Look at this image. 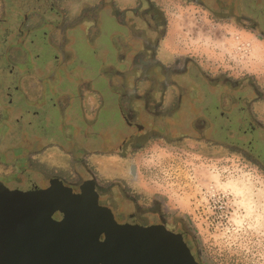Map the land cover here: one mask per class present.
<instances>
[{
    "label": "rangeland",
    "instance_id": "1",
    "mask_svg": "<svg viewBox=\"0 0 264 264\" xmlns=\"http://www.w3.org/2000/svg\"><path fill=\"white\" fill-rule=\"evenodd\" d=\"M104 2L109 4V0L66 2V21L52 11L29 9L24 13L27 21L31 24L38 19L31 25L21 21L10 24L11 18L4 22L0 12V165L5 162V147L23 144V150L40 152L36 162L65 167L70 160L61 149L68 150L75 126L83 131L82 120L113 114L116 107L110 105L116 100L124 102L125 111L143 103L162 133L166 130L163 117L175 121L180 116L177 130L189 136L177 144L151 140L126 161L115 156L94 157L95 166L104 176L123 174L131 187L161 200L165 209L187 222L205 264H264V152L257 149L260 133L244 123L239 130L249 131L250 137L245 133L226 137L240 110L234 107L229 113L218 112L216 94L220 91L212 90L201 76V72L224 74L243 85L251 82L264 93V41L244 28L210 23L200 9L179 1L167 9L169 20L157 59L162 67L149 56L151 44L144 42L129 14L125 15L123 7L133 6L134 0H110L109 7ZM110 10L121 23L115 22ZM235 35L251 42L253 48L241 63L232 61L229 49L218 46L224 36L229 42ZM17 50L19 58L13 54ZM185 57L194 61L187 77L199 88V99L191 103L198 111L192 110L185 98L177 113L170 108L176 97L172 89L177 87L170 85L174 79L169 67H173L174 58ZM26 79L34 84L33 95L25 84L21 88ZM246 97L251 99L252 94ZM157 99L163 100L162 107L156 105ZM253 110L264 123V100ZM202 113L206 117L202 122L210 131L199 139L193 136L190 120ZM12 132L18 139L9 137ZM13 163L16 165L3 166L14 177L5 179L10 187L24 192L43 184V178L34 174L36 167L25 171L19 164L24 161L14 159ZM20 177L22 182L14 180Z\"/></svg>",
    "mask_w": 264,
    "mask_h": 264
},
{
    "label": "flooded vegetation",
    "instance_id": "2",
    "mask_svg": "<svg viewBox=\"0 0 264 264\" xmlns=\"http://www.w3.org/2000/svg\"><path fill=\"white\" fill-rule=\"evenodd\" d=\"M69 1L75 0H0V12L3 17L1 20L5 22L11 18L10 24L13 25L15 21L18 23L21 21L22 25L25 22L29 25L37 24V18L30 24V21H27V16L24 15L29 9H35L41 13L52 11V14L60 20L66 21L67 14L64 5ZM179 1L188 4L189 7L200 9L210 23L244 28L253 36L264 41V0H134L131 4L133 6L123 7L126 8L125 15L129 14V19L133 22L134 27L142 33L144 42L146 40L151 44L148 53L150 57L154 58L153 60H157L159 57L160 42L168 25L170 12L167 9L175 6L174 3ZM109 4L104 2V5L108 7ZM114 5L116 6V2ZM110 12V15L115 18V22L121 23L117 15H114L111 10ZM172 63V68L168 66L174 79L170 85L172 88L176 86L177 90L172 89L176 93V97L171 101L170 108H175L177 113H180V107L183 106L182 101L187 98L191 109L198 111L191 103L199 99V88L187 77L188 67H194V61L185 57L183 59L174 58ZM157 64L165 67L158 60ZM196 72L198 73L197 70ZM201 74L212 90L220 91L219 95L216 94L218 104L215 109L218 112L229 113L234 107H238L240 110V116L231 121L233 130H227L226 137H237L244 133L246 137H250L249 131L239 130L242 124L250 123L260 133L257 149L264 152L262 147L264 142H261V139H264V123L261 116L255 114L253 110L258 103L263 102L264 93H261L251 82L243 85L241 83L244 82L233 80L224 74L209 75L205 72H201ZM248 93L252 94L251 99L246 97ZM234 94L238 97H234ZM155 101L158 102L156 105L161 103V107L163 106L162 99ZM123 103L121 100H116L110 105L116 107L113 114L108 112L109 115H97L91 120H82L83 131L75 126V134L71 137L68 150L60 148L66 158L70 160L65 167L51 168L36 162L35 158L30 156V151L23 150L25 148L23 144L5 147V162L0 165V183L9 191H15L8 185V182H5L7 177H14L7 173L3 167L6 164V166L16 165L13 163L15 159L17 163L21 160L24 161L19 164L20 168L25 171L33 170L36 167L34 174L43 178L44 182L40 187H34L28 191L45 190L51 186L52 181L62 183L64 187L71 189L73 194H80L81 187L92 186L97 207L106 216H103L104 219L110 218L111 224L118 227L164 231L171 240L176 237L182 241L188 250L189 257L195 264H205L197 246L195 233L187 222L183 221L178 214L165 209L161 200L147 196L131 187L127 177L123 174L118 173L113 177L104 176L95 166L94 157L115 156L119 160L126 161L128 157L143 150L151 140L159 139L177 144L180 138L185 139L189 136V134H181L177 130L180 116L175 121L163 117L162 121L166 130L162 133L154 124L153 119H150L143 103L132 106L129 111L122 108ZM95 109L96 106L91 111ZM205 118L203 113L202 116L199 114L192 116L190 124L194 137L204 139L209 133L210 130H206V126L202 122ZM21 147L22 151L19 152ZM261 167L264 169V163ZM44 169L47 171L46 174L41 171ZM132 170H134V166L129 168V175L132 174ZM21 179L22 177L14 180L20 181ZM62 219L63 214L60 212H55L52 215L54 222H60ZM101 230H98V244L104 243L109 237L107 230ZM20 249V245L12 246L0 239V264H56L54 261L41 260L38 255L29 257V254H21Z\"/></svg>",
    "mask_w": 264,
    "mask_h": 264
},
{
    "label": "water",
    "instance_id": "3",
    "mask_svg": "<svg viewBox=\"0 0 264 264\" xmlns=\"http://www.w3.org/2000/svg\"><path fill=\"white\" fill-rule=\"evenodd\" d=\"M101 211L92 186L73 194L57 181L27 192L9 191L0 183V239L20 245L21 254L56 264H195L179 238L118 227ZM55 212L63 214L60 222L52 220ZM99 229L109 233L100 244Z\"/></svg>",
    "mask_w": 264,
    "mask_h": 264
},
{
    "label": "built area",
    "instance_id": "4",
    "mask_svg": "<svg viewBox=\"0 0 264 264\" xmlns=\"http://www.w3.org/2000/svg\"><path fill=\"white\" fill-rule=\"evenodd\" d=\"M224 37L221 39L219 49L227 51L229 49V56L233 62L241 63L250 56L253 49L251 42H247L237 35L232 37L229 42H226ZM257 38L259 39V37Z\"/></svg>",
    "mask_w": 264,
    "mask_h": 264
},
{
    "label": "crops",
    "instance_id": "5",
    "mask_svg": "<svg viewBox=\"0 0 264 264\" xmlns=\"http://www.w3.org/2000/svg\"><path fill=\"white\" fill-rule=\"evenodd\" d=\"M218 42H219V40L217 39V44H218ZM218 46H220V43H219V45ZM17 52H18V54H17ZM14 54V56L15 57H17V58H19L20 57V52L17 50L15 53H13ZM16 54H17V56H16ZM25 84V85H24ZM24 85V87H28V91H29V93H31L32 95L34 94V84L29 80V79H26V80H22L21 81V88H22V86ZM84 101L82 100L81 101V104H80V107H81V110H83V108H84ZM9 137H11V138H15V139H18V137H16V136H14V132H12V135L11 136H9ZM38 154H40V152L39 153H31L30 152V156H32L33 158H35L36 159V157H37V155Z\"/></svg>",
    "mask_w": 264,
    "mask_h": 264
},
{
    "label": "trees",
    "instance_id": "6",
    "mask_svg": "<svg viewBox=\"0 0 264 264\" xmlns=\"http://www.w3.org/2000/svg\"><path fill=\"white\" fill-rule=\"evenodd\" d=\"M210 143H211L212 145H215V146H220V147H221V146H225L223 143H221V142H217V141H213V142L211 141Z\"/></svg>",
    "mask_w": 264,
    "mask_h": 264
}]
</instances>
